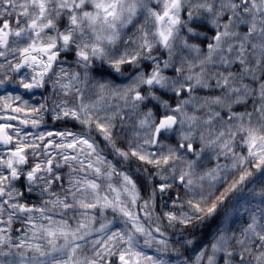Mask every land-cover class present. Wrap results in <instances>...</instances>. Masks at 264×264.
Returning a JSON list of instances; mask_svg holds the SVG:
<instances>
[{
    "label": "snow or ice",
    "instance_id": "1",
    "mask_svg": "<svg viewBox=\"0 0 264 264\" xmlns=\"http://www.w3.org/2000/svg\"><path fill=\"white\" fill-rule=\"evenodd\" d=\"M0 264H264V0H0Z\"/></svg>",
    "mask_w": 264,
    "mask_h": 264
}]
</instances>
